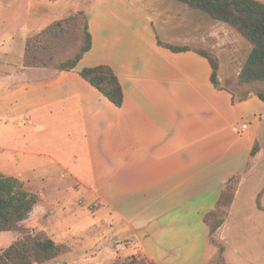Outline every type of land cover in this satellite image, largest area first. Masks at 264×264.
Here are the masks:
<instances>
[{
	"label": "crops",
	"instance_id": "1",
	"mask_svg": "<svg viewBox=\"0 0 264 264\" xmlns=\"http://www.w3.org/2000/svg\"><path fill=\"white\" fill-rule=\"evenodd\" d=\"M89 5L93 46L75 71L34 68L0 75V111L11 113L2 120L4 128H37L44 118L57 128L55 113L61 110L66 136L59 148L53 139L34 135L0 144V173L22 180L42 198L28 224L70 248L43 264H109L121 245L155 264H208L214 246L205 216L239 177L230 215L264 159V101L257 94L240 101L216 90L206 58L159 46L158 38L209 46L207 15L165 0ZM210 47L221 54L222 47ZM100 65L110 66L120 80L121 108L79 75ZM71 115L76 122L68 120ZM228 217L217 232L225 243Z\"/></svg>",
	"mask_w": 264,
	"mask_h": 264
},
{
	"label": "rangeland",
	"instance_id": "2",
	"mask_svg": "<svg viewBox=\"0 0 264 264\" xmlns=\"http://www.w3.org/2000/svg\"><path fill=\"white\" fill-rule=\"evenodd\" d=\"M90 2L91 0H64L62 3L48 0H0V75L22 73L34 69L28 68L26 66L27 62L32 64L46 63L48 66L39 69L56 71L60 63L73 59L85 43L84 15L90 6ZM79 5L80 10L77 11L76 7ZM79 12H83V15L70 21L69 24H64L63 31L56 30L50 37H38L46 27L55 21L75 16ZM29 42L30 47L27 52V43ZM213 45L217 49L222 47V49H219L220 55L210 47ZM198 48L211 51L219 57L220 71L225 78L223 85L231 90L237 99L246 98L253 92L264 95V83L239 85L238 76L250 54L251 45L228 26L218 24L209 17V46ZM61 114V110L55 113L57 119H55L54 124L59 125L57 128H52L45 118L37 121L39 122L36 123L37 128L30 125L26 128L14 127L15 125L4 128L2 120L10 118L11 113L3 108L0 111V144L13 143L17 138L23 139L34 135L39 139L49 137L53 139L58 148L63 147L66 145V136L63 135L64 128L60 126ZM46 115L48 114L43 113L40 116L45 117ZM35 116L36 114L33 115L34 118ZM68 120L74 123L77 121V116L71 115ZM54 132L56 134H53ZM262 134L264 135V129L261 137ZM262 146H264V138L262 139ZM65 150L68 153L70 151L69 149ZM253 166L254 159L251 161L250 168ZM263 188L264 159L243 187L239 201L232 213L229 215L231 207L225 210V220L229 215L226 230L222 235L226 243L217 237V234L212 238L216 242L224 244V246L226 244L225 264H264V196L259 207L256 201L257 195ZM190 226L177 225V227L185 228ZM197 226L198 232L201 234L202 227L201 225ZM28 227L33 228L31 224H28ZM13 235L21 236L19 233H0V249L13 243ZM214 246L215 248L209 246V260L214 257L208 264L213 263V260L217 257L218 247L216 244ZM140 255L138 254V256ZM131 256L137 255H130L129 249L126 252H121L118 249L114 260L109 264ZM195 257H190V262H193Z\"/></svg>",
	"mask_w": 264,
	"mask_h": 264
},
{
	"label": "trees",
	"instance_id": "3",
	"mask_svg": "<svg viewBox=\"0 0 264 264\" xmlns=\"http://www.w3.org/2000/svg\"><path fill=\"white\" fill-rule=\"evenodd\" d=\"M57 2L59 0H48ZM182 4L193 11L201 12L211 18L212 21L228 26L251 45V51L243 64L238 76L240 86L250 83H264V3L259 0H165ZM84 12V11H83ZM79 12L61 21H55L46 27L38 37H50L56 30L63 31L64 24L76 20L83 15ZM85 43L78 54L66 62H62L56 68L58 71H75L92 49L93 38L89 29V17L85 11ZM159 46L174 53L194 51L206 58L211 67V83L218 91H229L220 80V59L207 50L191 46H176L165 43L158 38ZM30 42L27 43V52ZM28 60V58H27ZM26 60V62H27ZM52 61V60H51ZM28 68L46 67L48 64H32L27 62ZM79 75L92 87L97 89L115 107L121 108L124 104V91L115 71L108 65L87 67L79 72ZM234 94V93H233ZM257 94L264 101V95ZM246 98H241L244 101ZM258 144L252 151L255 156ZM239 177H233L222 191L215 208L205 216V223L209 228L210 242L218 247L217 257L211 264H225L224 244L216 242L214 236L225 224L226 208H230L234 202L239 184ZM264 190L257 197V206L261 204ZM42 204V198L27 189L26 184L12 176L0 173V233H19L20 238L6 248L0 249V264H43L60 258L69 251V247L58 245L44 231L30 229L28 221L36 207ZM225 215V216H224ZM214 244H213V243ZM215 247V246H214ZM111 264H155L146 256H131L126 259L116 260Z\"/></svg>",
	"mask_w": 264,
	"mask_h": 264
},
{
	"label": "built area",
	"instance_id": "4",
	"mask_svg": "<svg viewBox=\"0 0 264 264\" xmlns=\"http://www.w3.org/2000/svg\"><path fill=\"white\" fill-rule=\"evenodd\" d=\"M243 129H247V125H243ZM129 249V247L127 245H121L119 247V251L121 252H126Z\"/></svg>",
	"mask_w": 264,
	"mask_h": 264
}]
</instances>
